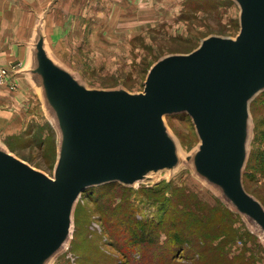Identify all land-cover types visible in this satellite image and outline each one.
<instances>
[{
    "label": "rangeland",
    "instance_id": "obj_1",
    "mask_svg": "<svg viewBox=\"0 0 264 264\" xmlns=\"http://www.w3.org/2000/svg\"><path fill=\"white\" fill-rule=\"evenodd\" d=\"M23 1L0 0V143L50 176L57 132L27 72L32 42L24 58L29 33L40 22L44 30V9L52 10L46 20L49 53L89 89L143 92L160 58L189 52L213 34L236 37L240 30L234 0ZM250 113L243 182L264 205V90L251 101ZM164 120L184 162L133 186L110 182L86 189L73 211L68 246L51 264H264L260 236L185 161L200 144L191 117L177 113ZM182 213L189 220L184 224L176 217ZM141 220L148 239L134 246L129 230ZM174 234L189 240L184 249L172 242Z\"/></svg>",
    "mask_w": 264,
    "mask_h": 264
},
{
    "label": "water",
    "instance_id": "obj_2",
    "mask_svg": "<svg viewBox=\"0 0 264 264\" xmlns=\"http://www.w3.org/2000/svg\"><path fill=\"white\" fill-rule=\"evenodd\" d=\"M234 2L236 37L213 34L189 52L165 55L139 93L85 87L49 53L37 25L27 72L56 129L57 160L50 176L0 143V264H51L68 246L86 189L174 172L184 159L164 118L177 113L191 117L200 138L185 161L264 245V205L243 182L250 103L264 90V0Z\"/></svg>",
    "mask_w": 264,
    "mask_h": 264
},
{
    "label": "trees",
    "instance_id": "obj_3",
    "mask_svg": "<svg viewBox=\"0 0 264 264\" xmlns=\"http://www.w3.org/2000/svg\"><path fill=\"white\" fill-rule=\"evenodd\" d=\"M92 188L93 187L87 189L86 192H88V193L91 192ZM176 217L179 219V223H182V224H184L185 220L187 219V216L185 214H183V213L182 214H176ZM129 232L131 234V240H133V245L134 246L140 245V244L144 243L148 239V235L146 234V222H144L142 220L138 221V224L133 226L132 230H129ZM188 241L189 240H186L185 237L182 238L178 234H174V239H172L173 243L180 244L181 249H184L183 246H182L183 243L184 242H188ZM131 248H133V247H131ZM129 252H131V251H129ZM125 254H126V256H125ZM125 254H123V256L127 257V259H129L128 256H127V254H128L127 251H125ZM156 254L158 256L161 255V253H156ZM161 263H164V259H162L159 264H161Z\"/></svg>",
    "mask_w": 264,
    "mask_h": 264
},
{
    "label": "crops",
    "instance_id": "obj_4",
    "mask_svg": "<svg viewBox=\"0 0 264 264\" xmlns=\"http://www.w3.org/2000/svg\"><path fill=\"white\" fill-rule=\"evenodd\" d=\"M18 1H22V2H24L23 0H12V2L13 3H16L17 5H18ZM8 3H10V0H8ZM37 2H36V0H34V5L36 4ZM52 10H51V8L49 7L48 8V10L47 9H44V11H42V18L45 20V25H44V33H45V37L47 36V31H46V26H47V21L46 20H48V18H50V17H52ZM38 18V14L35 16V18H33V22L31 23V25L33 26V25H35V22H36V19ZM33 31H31L30 33H29V35H28V37H27V41H26V43H27V46H26V48H25V51H24V53H25V55H24V58H25V61H26V50L28 51V49L27 48H29L30 46V43L32 42V39L33 38H31V36L33 37ZM46 41H48L47 39H46ZM28 43H29V45H28ZM21 91V90H20ZM264 246V245H263Z\"/></svg>",
    "mask_w": 264,
    "mask_h": 264
},
{
    "label": "built area",
    "instance_id": "obj_5",
    "mask_svg": "<svg viewBox=\"0 0 264 264\" xmlns=\"http://www.w3.org/2000/svg\"><path fill=\"white\" fill-rule=\"evenodd\" d=\"M1 75L3 76V73H1ZM4 80H5V78H4Z\"/></svg>",
    "mask_w": 264,
    "mask_h": 264
}]
</instances>
